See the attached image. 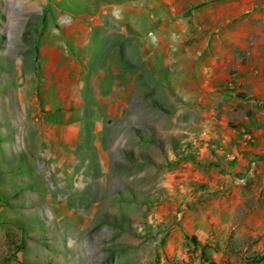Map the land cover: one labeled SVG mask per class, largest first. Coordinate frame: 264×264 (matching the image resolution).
Listing matches in <instances>:
<instances>
[{"label":"rangeland","instance_id":"obj_1","mask_svg":"<svg viewBox=\"0 0 264 264\" xmlns=\"http://www.w3.org/2000/svg\"><path fill=\"white\" fill-rule=\"evenodd\" d=\"M213 1L0 0V264H264V199L213 189Z\"/></svg>","mask_w":264,"mask_h":264},{"label":"crops","instance_id":"obj_2","mask_svg":"<svg viewBox=\"0 0 264 264\" xmlns=\"http://www.w3.org/2000/svg\"><path fill=\"white\" fill-rule=\"evenodd\" d=\"M202 8L196 6L183 15L199 13ZM262 22L264 0H214L213 66L205 67L211 77L207 81L211 84L208 89L213 91V189L228 190L244 183L247 194H257L259 199H264ZM247 38L251 40L248 43L244 41ZM240 51L245 52V56L240 57ZM242 126L253 135L252 144H246L243 135L235 134V129ZM207 146L201 149L202 153H209ZM229 149L233 150V156L227 154ZM253 182L260 185L253 186ZM253 208L264 212V202Z\"/></svg>","mask_w":264,"mask_h":264},{"label":"built area","instance_id":"obj_3","mask_svg":"<svg viewBox=\"0 0 264 264\" xmlns=\"http://www.w3.org/2000/svg\"><path fill=\"white\" fill-rule=\"evenodd\" d=\"M242 132H243V137L245 138V143L248 145L252 144L254 141L253 135L250 132H246L244 129L242 130ZM233 159H235V157Z\"/></svg>","mask_w":264,"mask_h":264}]
</instances>
